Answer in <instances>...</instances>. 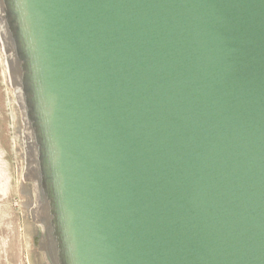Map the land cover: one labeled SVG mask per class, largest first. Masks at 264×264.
<instances>
[{"label":"water","instance_id":"water-1","mask_svg":"<svg viewBox=\"0 0 264 264\" xmlns=\"http://www.w3.org/2000/svg\"><path fill=\"white\" fill-rule=\"evenodd\" d=\"M0 129L28 264H264V0H0Z\"/></svg>","mask_w":264,"mask_h":264},{"label":"rangeland","instance_id":"rangeland-1","mask_svg":"<svg viewBox=\"0 0 264 264\" xmlns=\"http://www.w3.org/2000/svg\"><path fill=\"white\" fill-rule=\"evenodd\" d=\"M0 264H28L15 212L0 129Z\"/></svg>","mask_w":264,"mask_h":264}]
</instances>
